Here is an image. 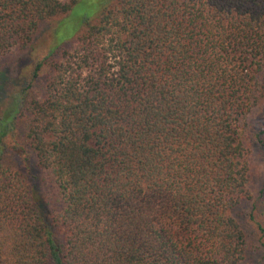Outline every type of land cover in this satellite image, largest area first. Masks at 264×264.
Masks as SVG:
<instances>
[{"label": "trees", "instance_id": "obj_1", "mask_svg": "<svg viewBox=\"0 0 264 264\" xmlns=\"http://www.w3.org/2000/svg\"><path fill=\"white\" fill-rule=\"evenodd\" d=\"M77 1L0 0V58ZM83 23L0 109V157L23 116L61 201L45 215L28 175L0 164V264H239L264 0H114Z\"/></svg>", "mask_w": 264, "mask_h": 264}, {"label": "rangeland", "instance_id": "obj_2", "mask_svg": "<svg viewBox=\"0 0 264 264\" xmlns=\"http://www.w3.org/2000/svg\"><path fill=\"white\" fill-rule=\"evenodd\" d=\"M113 2L114 0H78L67 14L43 21L25 48H12L0 58V109L9 103L15 92L20 91L22 81L27 77L36 57H41L47 48L52 49L62 41L64 48H71L72 37L85 24L83 21L93 20L104 6ZM39 95L38 84L26 94L27 98ZM25 121L23 116L16 117L15 133L12 138L5 140L7 150L1 155L0 164L3 169L28 175L26 184L41 197L44 214L51 215L61 209V201L51 174L38 168L24 143ZM246 123L244 144L247 149V196L232 209L231 214L239 224L245 242L243 259L239 264H264V249L257 229L258 225H264V149L256 138L257 131L264 129V101H258L251 108ZM14 143L21 149L14 147ZM24 156L28 159L31 176L26 173Z\"/></svg>", "mask_w": 264, "mask_h": 264}]
</instances>
